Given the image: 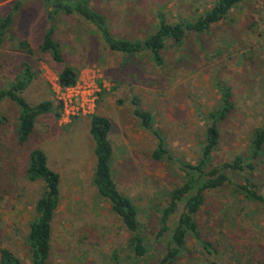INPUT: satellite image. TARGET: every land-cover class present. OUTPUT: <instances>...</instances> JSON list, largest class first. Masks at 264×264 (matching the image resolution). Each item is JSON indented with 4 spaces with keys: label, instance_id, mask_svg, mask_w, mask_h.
Masks as SVG:
<instances>
[{
    "label": "rangeland",
    "instance_id": "obj_1",
    "mask_svg": "<svg viewBox=\"0 0 264 264\" xmlns=\"http://www.w3.org/2000/svg\"><path fill=\"white\" fill-rule=\"evenodd\" d=\"M0 0V18L12 12V24L0 46V88L8 87L27 63L33 77L22 93L31 106L51 101L58 111L57 75L63 64L39 49L47 27L42 0ZM215 0H90L109 20L117 37L139 39L157 25L190 20ZM64 64L78 71L80 89L72 107L39 115L23 146L15 141L19 110L0 104V167L8 173L0 199L1 245L29 264L25 244L28 223L42 191L40 181L26 178L28 153L41 149L47 165L60 176L47 264H157L166 244L158 237L161 209L168 192L181 185L177 160L195 163L204 138L206 114L220 104V87L229 88L232 107L219 124L220 141L212 163L245 156L252 131L264 123V0H245L204 33H187L181 43L168 41L156 65L148 52L125 56L111 52L93 26L77 15L56 18L54 35ZM30 49V52L27 51ZM96 85L94 100L89 94ZM153 115V126L165 138L170 158L153 160L156 141L133 115L132 97ZM74 98V97H73ZM72 98V100H73ZM57 109V110H56ZM111 123V173L118 190L137 208L146 254L128 258L130 234L92 182L94 142L91 114ZM249 176L264 193V148L255 169L231 173L234 181ZM233 186L208 191L196 215L206 252L189 238L179 264H264V210L233 191ZM181 207L179 209V212ZM178 213L172 217V223ZM214 250V251H213Z\"/></svg>",
    "mask_w": 264,
    "mask_h": 264
},
{
    "label": "trees",
    "instance_id": "obj_2",
    "mask_svg": "<svg viewBox=\"0 0 264 264\" xmlns=\"http://www.w3.org/2000/svg\"><path fill=\"white\" fill-rule=\"evenodd\" d=\"M243 1L245 0H215L212 7L197 17L175 23H167L160 16L153 31L145 37L129 39L115 36L107 17L96 11L91 6L90 0H42L45 4L47 28L39 49L42 53L48 54L55 63L63 64L57 75V83L61 87H68L76 83L78 71L64 64L60 45L54 38L57 16L77 15L84 19L95 27L102 42L111 52L125 56L148 52L155 64L161 65L163 62L161 52L168 41L181 43L189 32L201 34L208 31L212 25L225 19L227 14ZM20 4L21 0H17L13 10H16ZM12 21V12L0 18V46ZM27 51L30 52V49ZM33 76L29 64L23 63L22 70L14 81L8 87L0 88V104L4 99H8L14 102L19 110L15 128V141L19 146L27 142L39 115L55 111L51 101H42L31 106L22 96ZM220 93L219 106L205 116L204 138L197 161L190 163L177 160L183 174V182L168 192L167 203L161 209L158 237L166 235V244L157 264H179L189 238L199 242L206 252H211L212 244L201 237L196 219L204 203L206 192L230 185L237 195L243 197V201L255 204L264 210V193L260 192L252 178L245 176L241 181H234L230 177L231 173L239 174L245 171L251 173L255 169L264 148V123L252 131L245 156L237 155L231 161L212 163V154L220 141L219 124L232 107L229 88L220 87ZM131 103L133 115L138 120L139 126L150 132L156 141L151 158L157 161L170 158L164 136L153 126V115L140 107L138 97H132ZM57 109L58 111L54 113L59 117L62 105L59 104ZM110 129L111 123L107 117L96 113L90 115L89 134L94 142L92 182L98 194L110 204L111 210L130 234L127 246L131 255H128V258L136 260L142 258L148 248L140 230L136 206L118 190L112 177L113 149L108 137ZM1 153L0 151V159ZM27 158L26 178L30 181H40L42 191L34 205V217L28 223L25 244L29 253V264H47L51 247L52 222L60 198V176L47 165L46 155L41 149H32ZM8 175L0 167V199L8 192L7 188H3L7 183ZM176 213L178 217L172 223V217ZM2 240L3 228L0 218V264H24L8 247L1 245ZM113 260L115 264H122L116 254L113 255Z\"/></svg>",
    "mask_w": 264,
    "mask_h": 264
},
{
    "label": "built area",
    "instance_id": "obj_3",
    "mask_svg": "<svg viewBox=\"0 0 264 264\" xmlns=\"http://www.w3.org/2000/svg\"><path fill=\"white\" fill-rule=\"evenodd\" d=\"M91 87L94 91L89 94V97H92V95L94 96L97 90L96 85L91 84ZM78 89H80V87L77 84V81L74 85L68 87H61L57 83V93L59 94L58 99H59V104L62 105V109L65 110L66 108H68V106L72 107V101H74V99L76 98V95H73V92ZM92 99L94 100V97H92Z\"/></svg>",
    "mask_w": 264,
    "mask_h": 264
},
{
    "label": "crops",
    "instance_id": "obj_4",
    "mask_svg": "<svg viewBox=\"0 0 264 264\" xmlns=\"http://www.w3.org/2000/svg\"><path fill=\"white\" fill-rule=\"evenodd\" d=\"M22 1V0H21ZM93 26V25H92ZM47 28V27H46ZM93 28H94V30H95V32L99 35V33L96 31V29H95V27L93 26ZM54 35H55V33H54ZM100 37V36H99ZM55 38V37H54Z\"/></svg>",
    "mask_w": 264,
    "mask_h": 264
}]
</instances>
